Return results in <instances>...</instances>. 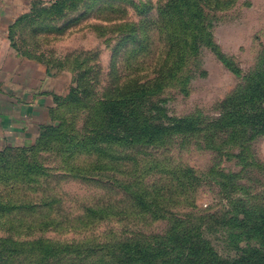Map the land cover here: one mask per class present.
I'll use <instances>...</instances> for the list:
<instances>
[{
	"label": "rangeland",
	"instance_id": "obj_1",
	"mask_svg": "<svg viewBox=\"0 0 264 264\" xmlns=\"http://www.w3.org/2000/svg\"><path fill=\"white\" fill-rule=\"evenodd\" d=\"M133 1L153 9L144 14L118 0H84L77 9L34 25V34L33 26L25 32L45 66L68 79L66 94L79 77L80 88L101 97L106 88L162 75L166 85L153 103L171 117L195 118L197 131L174 132L155 144L116 142L103 153L81 154L75 161L83 165L81 176L72 174L56 152L38 155L49 172L38 187L26 185L11 195L24 208L0 217V235L21 242L19 253L6 251L10 264H111L120 241H156L184 226L214 221L229 208L264 207V133L251 137V128L216 125L222 102L264 68V0H209L205 6L213 40L239 73L210 47L188 53L170 73L168 32L161 33L158 22V8L167 0ZM146 27L148 49L142 39L128 37L137 29L144 38ZM65 112L82 125L87 109L70 105ZM129 182L155 196L166 209L157 210L162 215L141 211L125 187ZM88 207L109 215H90ZM210 238L221 254H235ZM38 239L62 247L59 258L45 259L32 249Z\"/></svg>",
	"mask_w": 264,
	"mask_h": 264
},
{
	"label": "trees",
	"instance_id": "obj_2",
	"mask_svg": "<svg viewBox=\"0 0 264 264\" xmlns=\"http://www.w3.org/2000/svg\"><path fill=\"white\" fill-rule=\"evenodd\" d=\"M83 1L56 0L45 5L42 0H32L31 9L10 27L13 47L22 56L44 64V55L36 52L25 30L32 29L33 26L34 34L38 29L34 25L75 10ZM118 1L132 4L144 14L153 9L146 3L138 7L133 0ZM208 1L167 0L158 8L160 32H168L165 35L169 42V55L174 58L170 73L184 64L188 53L194 54L202 47H210L227 66L239 73L237 66L220 51L213 40V32L206 24L204 9ZM152 20L151 24L159 29L157 20ZM130 33L131 36H127L133 40H143L145 49L151 47L152 41L147 27L143 31L144 38L139 36L137 29ZM168 63L169 60L166 65ZM47 69L53 72L51 68ZM164 79L162 75H157L133 84L129 81L124 86L106 88L101 97H96L92 89L80 88L79 77L77 86L70 93L56 96L57 107L53 109V121L41 126L33 145L6 146L0 149V217H7L14 210L24 208L25 205L18 204L11 195L26 185L31 188L36 184L38 187L41 179L49 172L48 167L38 158L42 153L56 152L70 166L72 174L81 176L83 165L75 162L80 159L81 154L92 156L103 153L104 147L116 142L125 143L124 145L141 142L155 144L174 132L195 133V118L171 117L157 103H153V98L166 85ZM91 93L94 96H89ZM70 105L87 109L82 125H77L75 116L65 114L66 107ZM221 105V124L217 123V126L251 128V137L263 134L264 68L250 75L246 88L229 95ZM56 121H60V124L57 125ZM125 187L141 211L151 212L156 216L162 215L156 213L157 210H166L148 191L136 189L134 182H129ZM242 209L236 211L229 208L225 214L215 217L214 221H205L196 228L192 224L184 226L156 241H120L116 246V258L111 264H264V207ZM87 210L90 215L99 214V218L109 215L103 209L88 207ZM52 222L55 223V220ZM212 235L228 251L235 250V254H221L210 238ZM19 243L21 242L18 240L0 235V264H10L9 257L5 255L6 251L10 255L22 251L17 247ZM32 245V249L37 247L41 254H45V259L52 255L59 256L62 248L43 239L33 241Z\"/></svg>",
	"mask_w": 264,
	"mask_h": 264
},
{
	"label": "crops",
	"instance_id": "obj_3",
	"mask_svg": "<svg viewBox=\"0 0 264 264\" xmlns=\"http://www.w3.org/2000/svg\"><path fill=\"white\" fill-rule=\"evenodd\" d=\"M30 8L31 0H0V149L33 145L41 126L52 121L55 97L68 88L66 76L12 45L10 27Z\"/></svg>",
	"mask_w": 264,
	"mask_h": 264
}]
</instances>
